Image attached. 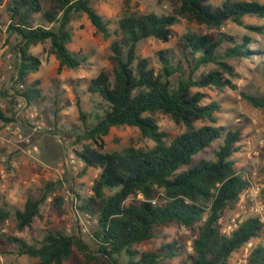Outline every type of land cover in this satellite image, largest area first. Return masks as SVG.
Segmentation results:
<instances>
[{
	"label": "trees",
	"instance_id": "trees-1",
	"mask_svg": "<svg viewBox=\"0 0 264 264\" xmlns=\"http://www.w3.org/2000/svg\"><path fill=\"white\" fill-rule=\"evenodd\" d=\"M211 1L178 0L168 14L124 11L117 21L116 39L110 44L112 78L102 70L88 81L86 93L94 104L91 113L82 111L76 101L83 125L77 141L88 143H83L75 155L84 168L100 170L92 195L81 199L80 204L81 210L97 217L93 230L96 249L89 252L78 238L58 230L45 229L35 244L3 235L15 246L17 255L35 259V264H62L76 246L83 253L85 264H101L100 257L106 264H121V257L124 264H160L179 254L182 247L176 241L155 251H139L135 246L153 239L157 228L175 224L191 229L198 224L192 251L184 264H229L234 252L259 237L263 225L257 218H247L230 234L221 231L219 220L234 208L246 185L233 159L241 136L239 130L216 125L220 104H204L199 89H235L231 79L237 73L229 60L258 55L264 63V52L249 49V36L237 41L225 33L215 38L211 34L186 32L179 38V53L171 49L156 52L157 69L137 53V45L148 38L168 42L180 17L209 29L218 30L231 22L262 34L263 27L245 25L244 18L264 19V4L226 0L213 6ZM5 4V40H13L10 45L15 52V83H24L38 71L41 61L29 49L46 41L49 52L59 62L58 71L63 66L76 70L85 65V56L67 47L72 41L69 25L75 14H84L103 38L111 36L109 21L91 7L89 0H7ZM209 65L212 68L206 70ZM38 84L34 81L21 93L28 104L40 100ZM240 96L251 107L264 110V95L240 92ZM156 113L184 128L168 144L154 118ZM0 120L8 123L12 119L0 111ZM123 125L136 127L154 143L153 147L130 146L121 152H106L104 137L111 128ZM217 140L221 143L213 151V159H200L193 164V158ZM53 186L55 183H46L40 198L28 197L21 209H0V220L13 217L16 230L22 232L38 217L40 205ZM247 264H264V246L251 250Z\"/></svg>",
	"mask_w": 264,
	"mask_h": 264
},
{
	"label": "rangeland",
	"instance_id": "rangeland-1",
	"mask_svg": "<svg viewBox=\"0 0 264 264\" xmlns=\"http://www.w3.org/2000/svg\"><path fill=\"white\" fill-rule=\"evenodd\" d=\"M6 1L4 0L0 5V111L12 120L8 123L0 120V209L11 212L13 209H21L28 197L40 198L46 183H55V186L47 199L41 203L38 217H35L31 225L22 232L16 230V221L13 217L0 220V252L3 255L0 264H35V259L17 255L15 246L2 237L3 235L15 236L35 244L41 240L45 229L63 231L86 244L89 252L94 251L96 242L93 238V230L97 223L91 227L90 234L81 233L73 220L70 201L65 200L64 195L69 189L81 204V199L91 196L89 183L94 182L99 171L95 168H66L62 184L58 180V173L51 172L49 175L44 173L39 162L53 165L69 155L76 157L75 151H80L81 145L88 143L85 140L77 141V136L82 134L83 125L78 117L76 101L79 100L82 111L91 113L94 104L86 93L88 81L102 70L112 78L113 63L110 60V44L113 39H116L117 21L124 11L128 10L129 13L135 14L150 12L168 14L172 12L178 0H89L91 7L109 21L111 36L108 39L103 38L84 14H75L69 25L72 41L67 47L71 52L86 58L85 65L76 70L63 66L58 71L59 62L49 52L48 41L31 46L29 52L40 59L41 65L36 73L26 78L24 85L25 89H28L34 81H39L37 89L40 90V100L28 104L29 112L34 113L32 109H35L37 113L35 118L26 116L24 112L18 113L13 107L17 99H23V97L19 92L13 93L12 89L16 84L14 72L7 70L8 64L14 66L15 52L10 45L13 40L10 43L5 40L4 30L8 23V15L5 11ZM224 1L226 0H212L211 4L220 6ZM229 1H256L264 4V0ZM244 23L263 27L262 34L251 32L231 22L218 30L209 29L180 17L173 26V36L168 42L163 43L148 38L137 45V53L148 58L151 67L157 69L156 52L171 49L179 53L178 41L186 32L211 34L215 38L219 33H225L233 36L237 41L243 36H249L252 39L249 49L264 52V19L246 16ZM8 54L10 58L6 57ZM229 64L237 73V77L231 79L235 89L225 88L220 91L209 87L199 91L204 95V104L212 101L220 104V111L216 114L217 126L240 131L241 140L237 144L239 150L233 156L235 169L237 171L254 170L264 179V110L251 107L240 96V92L264 95L263 58L258 55L242 59L235 58L229 60ZM210 68H212L211 65L205 69ZM95 100L100 102L99 99ZM154 118L159 130L166 134L167 144L184 130L166 115L156 113ZM37 119L43 122V126L34 132L33 128ZM9 123L12 124L13 130L18 131L21 138L12 137L10 132L5 130ZM220 143L221 140H217L209 148L200 152L193 158V164L200 159H213L212 153ZM104 144L106 152H121L130 146L149 149L154 145L150 139L143 137L136 127L125 125L111 128L109 134L104 137ZM21 156H24L26 165L28 163L34 165L31 171H27L25 165L20 164ZM16 163L19 164L16 165ZM262 198L264 200V191ZM236 210L237 205L227 210L222 216L220 220L222 232L226 230ZM92 216L97 219L95 215ZM154 233L153 239L138 244L135 248L139 251H155L164 244L176 241L182 247L179 254L173 259H163L160 264H184L192 251L191 242L198 233V224L191 229L170 224L157 228ZM263 242L261 237L251 239L244 247L232 254L229 264H247L251 250ZM98 261L106 264L104 258L100 257ZM124 261L125 259L121 257L120 263L124 264ZM94 263L95 261H91L89 264ZM62 264H85V257L74 246L70 258Z\"/></svg>",
	"mask_w": 264,
	"mask_h": 264
},
{
	"label": "built area",
	"instance_id": "built-area-1",
	"mask_svg": "<svg viewBox=\"0 0 264 264\" xmlns=\"http://www.w3.org/2000/svg\"><path fill=\"white\" fill-rule=\"evenodd\" d=\"M7 58H10V54L6 55ZM7 70L14 72V66L8 64ZM4 78L3 76L1 77ZM14 80H15V72H14ZM25 89L24 83L17 82L13 90V93L19 92L22 93ZM12 95V94H11ZM16 103H14L13 107L16 112L21 113L24 112L26 116L30 118L37 117V113L35 109H32L34 113L28 111V103L23 99H17ZM2 107V106H1ZM35 127L33 131L36 132L37 130L41 129L43 126V122L39 119L35 120ZM11 123L7 124L5 130L10 132L12 137H17L18 139L21 138V135L18 134L17 130H13L11 127ZM39 166L44 173L48 175L51 172L58 173V180H60L63 184V175L65 173V169L72 167L76 169V167L83 168V162L75 157L74 155H69L67 158L59 161L53 165L44 163L42 161L39 162ZM238 174L241 175L243 181H245L246 185L244 190L239 196V200L236 203L237 210L234 213L233 218L231 219L229 225L227 226L226 230L223 233L230 234L234 229L238 227L244 220L247 218H257L260 223H262V231L259 235L264 240V200L262 198V192L264 190V179L257 175L254 170H243L237 171ZM90 185V194L92 195V187L93 182L89 183ZM140 198V196H138ZM65 200L70 201V208L73 216V220L78 227L79 231L83 234H90L91 227L97 223V219H94L92 214L88 211H84L80 209V203L78 198L71 192L69 189L65 191L64 195ZM152 203H155L152 200ZM221 220V219H220ZM219 220V224H220ZM264 246L263 244H261Z\"/></svg>",
	"mask_w": 264,
	"mask_h": 264
},
{
	"label": "crops",
	"instance_id": "crops-1",
	"mask_svg": "<svg viewBox=\"0 0 264 264\" xmlns=\"http://www.w3.org/2000/svg\"><path fill=\"white\" fill-rule=\"evenodd\" d=\"M41 138H42V137H40V139H41ZM40 139H38V140L40 141ZM27 163H28V162H27ZM17 164H19V163H16V165H17ZM20 164H21V165H25V167L28 169L27 171H31V168L34 167L33 164H29V163H28V164L26 165V163L24 162V156H21V162H20ZM89 168H92V167H89ZM97 171L100 172L99 169H97ZM2 256H3V255H2L1 252H0V262H2Z\"/></svg>",
	"mask_w": 264,
	"mask_h": 264
}]
</instances>
